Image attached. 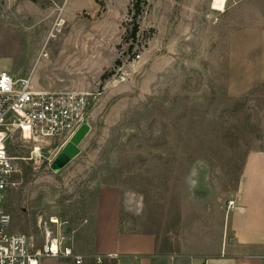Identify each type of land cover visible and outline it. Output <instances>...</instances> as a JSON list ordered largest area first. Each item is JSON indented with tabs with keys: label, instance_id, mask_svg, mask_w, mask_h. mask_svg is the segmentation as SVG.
Masks as SVG:
<instances>
[{
	"label": "rangeland",
	"instance_id": "374dc122",
	"mask_svg": "<svg viewBox=\"0 0 264 264\" xmlns=\"http://www.w3.org/2000/svg\"><path fill=\"white\" fill-rule=\"evenodd\" d=\"M225 1L217 12L215 0H147L134 38L136 0H0L3 41L19 42L16 70L33 71L37 91L93 102L77 144V134L14 138L18 173L5 206L14 233L41 248V222L58 218L67 224L51 230L72 243L100 189L120 188L132 200L125 230L156 235L170 251L184 237L205 246L211 212L230 207L247 156L264 150V91L231 96L225 70L240 16L259 17L264 0ZM71 145L76 156L56 171Z\"/></svg>",
	"mask_w": 264,
	"mask_h": 264
},
{
	"label": "crops",
	"instance_id": "0c3cea01",
	"mask_svg": "<svg viewBox=\"0 0 264 264\" xmlns=\"http://www.w3.org/2000/svg\"><path fill=\"white\" fill-rule=\"evenodd\" d=\"M246 5L254 6L250 2ZM244 7L241 4L238 9L242 11ZM239 21V28L230 34L225 59L227 90L234 97L264 91V12L246 20L240 16ZM16 44L7 46L0 29V70L17 79L31 77L33 83V71L24 77L16 70L12 50ZM41 53L39 49L37 57ZM233 201H237L235 209L226 203L211 212L205 246L198 247L192 238L193 245L189 247L190 238L185 240L183 236L178 249L170 251L156 235L125 230L123 214L132 200L120 188H102L91 204V215L77 229L71 245L76 254L85 258L84 264H264V150L247 156ZM108 255L117 258L110 259ZM98 257L104 261L99 263ZM45 264L76 262L50 260Z\"/></svg>",
	"mask_w": 264,
	"mask_h": 264
},
{
	"label": "built area",
	"instance_id": "2783aa9c",
	"mask_svg": "<svg viewBox=\"0 0 264 264\" xmlns=\"http://www.w3.org/2000/svg\"><path fill=\"white\" fill-rule=\"evenodd\" d=\"M136 60L141 56L136 55ZM90 94L80 92L37 91L32 78L17 79L0 70V264H45L50 260H75L84 264L85 258L76 254L63 235H55L51 227L59 229V219L41 222L45 243L38 248L32 238L14 233L12 216L5 206L9 192L16 186L17 158L12 155L14 138L40 142L44 139H72L87 126L92 109ZM235 209L237 201L230 202ZM108 258H117L108 255ZM102 263L104 258L98 257Z\"/></svg>",
	"mask_w": 264,
	"mask_h": 264
},
{
	"label": "water",
	"instance_id": "95a60500",
	"mask_svg": "<svg viewBox=\"0 0 264 264\" xmlns=\"http://www.w3.org/2000/svg\"><path fill=\"white\" fill-rule=\"evenodd\" d=\"M88 127H83L77 135L73 138V143L77 144L81 141V139L87 134ZM75 149L73 145L69 146L66 151L61 154V156L56 160L55 164L53 165V168L56 171H60L63 169L71 160L76 156Z\"/></svg>",
	"mask_w": 264,
	"mask_h": 264
},
{
	"label": "trees",
	"instance_id": "16d2710c",
	"mask_svg": "<svg viewBox=\"0 0 264 264\" xmlns=\"http://www.w3.org/2000/svg\"><path fill=\"white\" fill-rule=\"evenodd\" d=\"M147 0H136V3H135V21H136V24H135V28L132 32V36L135 38L139 32V25L137 24V19L142 15V3L145 2Z\"/></svg>",
	"mask_w": 264,
	"mask_h": 264
},
{
	"label": "bare ground",
	"instance_id": "6f19581e",
	"mask_svg": "<svg viewBox=\"0 0 264 264\" xmlns=\"http://www.w3.org/2000/svg\"><path fill=\"white\" fill-rule=\"evenodd\" d=\"M225 4H226L225 0H215L213 10L217 12H225L226 9ZM54 222H57V219H54Z\"/></svg>",
	"mask_w": 264,
	"mask_h": 264
}]
</instances>
